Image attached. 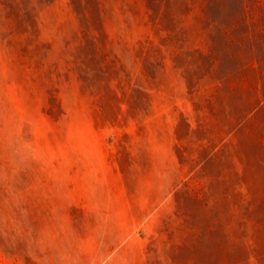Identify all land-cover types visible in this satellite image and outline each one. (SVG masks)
<instances>
[{
  "label": "rangeland",
  "instance_id": "1",
  "mask_svg": "<svg viewBox=\"0 0 264 264\" xmlns=\"http://www.w3.org/2000/svg\"><path fill=\"white\" fill-rule=\"evenodd\" d=\"M32 4L28 25L0 0V264H259L229 83L185 73L209 49L197 12L182 46L149 0ZM219 54L221 74L238 69L236 48ZM254 128L264 156V108Z\"/></svg>",
  "mask_w": 264,
  "mask_h": 264
},
{
  "label": "trees",
  "instance_id": "2",
  "mask_svg": "<svg viewBox=\"0 0 264 264\" xmlns=\"http://www.w3.org/2000/svg\"><path fill=\"white\" fill-rule=\"evenodd\" d=\"M42 1V0H41ZM150 7L157 15L160 13V26L173 30L176 39L182 40V46L188 40L187 29L179 25L183 17L193 11L197 12V18L201 21L202 29L206 34L209 49L204 52L194 49L190 53V66L185 73L193 85L207 77L220 80L222 85H217L219 91L229 83L228 96L231 103H235L238 113L237 125L241 133L242 158L244 170L241 174L249 188L252 189L254 198L242 203L244 208L241 217L252 219L257 227L264 221V210L255 203L256 163L264 162V156L260 155L258 145L255 142L254 120L257 114L264 108L260 105L261 98L256 97L252 90H247L243 84L245 74L255 70V61L264 60V0H149ZM9 14L21 16L32 24L35 6L33 0H2ZM96 0H72L76 9L85 15L93 13ZM156 15V17H157ZM179 18V19H178ZM95 42V41H93ZM236 48L240 54L241 62L238 69L226 70L221 74L223 64L219 51ZM227 75V76H226ZM194 80V82H193ZM264 89V84H263ZM219 92L216 95L219 97ZM232 98H235L234 102ZM264 99V90H263ZM228 263H231L230 261ZM259 264H264V254L259 256Z\"/></svg>",
  "mask_w": 264,
  "mask_h": 264
}]
</instances>
